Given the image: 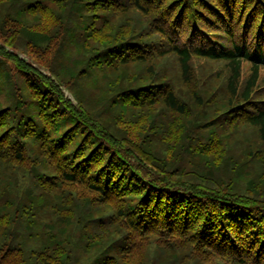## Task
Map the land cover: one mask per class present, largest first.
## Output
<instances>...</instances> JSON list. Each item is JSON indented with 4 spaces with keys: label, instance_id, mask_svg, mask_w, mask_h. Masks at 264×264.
I'll return each mask as SVG.
<instances>
[{
    "label": "trees",
    "instance_id": "16d2710c",
    "mask_svg": "<svg viewBox=\"0 0 264 264\" xmlns=\"http://www.w3.org/2000/svg\"><path fill=\"white\" fill-rule=\"evenodd\" d=\"M0 264H264V0H0Z\"/></svg>",
    "mask_w": 264,
    "mask_h": 264
}]
</instances>
